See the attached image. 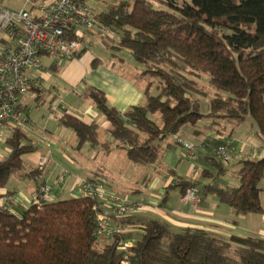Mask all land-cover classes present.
Returning a JSON list of instances; mask_svg holds the SVG:
<instances>
[{"label": "trees", "instance_id": "1", "mask_svg": "<svg viewBox=\"0 0 264 264\" xmlns=\"http://www.w3.org/2000/svg\"><path fill=\"white\" fill-rule=\"evenodd\" d=\"M94 17L103 29L118 36L111 47L129 51L141 67V77L158 80L159 93H150V81L145 103L121 112L108 103L102 90L89 87L88 96L110 123L107 131L114 143L101 141L97 122L87 123L63 110L61 124L75 132L77 148L89 143L109 153L115 147L125 150L135 164H154L169 138L183 148L175 136L187 141L179 132L203 116L213 119L211 127L252 118L264 139V0H118ZM96 61L93 59L92 66ZM202 75L224 93L216 92L206 113L201 111L199 98L206 92L196 79ZM4 143L9 153L0 156V189L13 176L35 177L43 171L39 167L23 170L24 155L33 153L36 146L22 127H15ZM189 143L197 147V157L192 159L197 160L201 144ZM227 143L232 148L226 138L216 141L213 153L206 156L216 170L205 167L201 176L210 182L176 175L174 186L180 188L183 198L188 189L195 188L199 203L214 194L237 215L262 214L264 156L239 160V184L224 185L221 175L227 172L226 162L214 152ZM1 195L0 264H264L263 236L225 238L199 228L174 230L166 220L151 218L141 222L134 239L124 230L99 237V200L94 196L34 199L27 208L16 211L6 201L1 204ZM135 214L118 221L123 226L132 224ZM121 238L132 244L126 251L119 249Z\"/></svg>", "mask_w": 264, "mask_h": 264}, {"label": "crops", "instance_id": "2", "mask_svg": "<svg viewBox=\"0 0 264 264\" xmlns=\"http://www.w3.org/2000/svg\"><path fill=\"white\" fill-rule=\"evenodd\" d=\"M97 35L96 32L92 33L89 38L92 43L89 47L77 57L68 59L87 58L86 73L88 77L90 76L89 83L85 84L87 92H80L79 97L71 101L73 103L71 107L76 110L75 115L87 123L97 122L99 124L101 141L107 140L114 143V139L107 131L110 123L88 96L89 87L94 86L102 90L108 103L124 112L133 105L145 103V89L151 80L140 76L141 67L134 63L131 55L129 56L131 65L114 63L110 69L102 65V58L86 55L97 41ZM93 59H97L96 66H92ZM57 69L56 62H51L48 66H44L41 73H37V76H41L43 85L50 80V72ZM80 80L83 81L82 78ZM44 91L38 92L36 97L43 106L34 105L26 95L22 97V103L27 108L28 115L27 123L22 126V129L36 146V150L30 156V162L34 167L30 166L29 170L38 167V162L43 157L47 158V163L40 174L30 177L33 183L21 182V179L28 177L13 176L7 186L0 189L2 203L8 202L16 211L27 208L34 201L42 183L52 188L51 200L77 197L82 195L79 187L84 180L101 177L107 181L109 190L124 196L129 201L140 200L145 204L143 209L131 217L133 223L123 226V230L132 236L131 239L140 233L141 222L151 218L166 220L174 230L190 227L203 229L225 238L232 235L264 237V212L261 215L262 224L259 226V221L250 217L253 216L252 213L237 215L228 205L220 202L214 194L208 195L200 203L195 204L185 200L180 188L174 186L177 183L176 175L185 179H198L203 184L211 181L210 178H203L200 175L205 167H211L215 172L216 169L208 162L206 156L213 153L214 143L221 138L230 141L233 148L232 156L236 153L239 160L252 155L256 156L261 150L257 145L259 135L257 127H253L254 122L250 119L241 124L223 122L221 127H211L209 123H202V119L195 125H187L179 134L189 142L201 144L197 162L183 159L182 148L173 145V138H169L167 143L171 145L167 146V143H164L160 157L154 163L157 168L151 169L158 173L152 174L151 170L147 169V165H138L139 167L135 169L133 165L135 163L127 158L126 151L123 149L114 147L111 152L106 153L100 145L93 147L89 143L77 148L75 132L61 124L60 116L63 110L60 111V107H54L51 102L46 103L45 98L42 97ZM60 105H64V110H67V105L62 99ZM246 122L251 125V133L248 134L245 128H241ZM8 153L1 150L0 156H6ZM89 157L92 158L91 161ZM239 167V162L235 171L227 167L225 174L233 172L234 180L238 181L236 174ZM222 181L225 183L223 179ZM235 183L226 185L239 184V182ZM141 186L145 187V191ZM262 187L264 189V186ZM133 193L139 194L135 196ZM262 199L264 204V190ZM249 219L250 221L255 220V224H251ZM113 221L115 224L119 223L116 219Z\"/></svg>", "mask_w": 264, "mask_h": 264}, {"label": "built area", "instance_id": "3", "mask_svg": "<svg viewBox=\"0 0 264 264\" xmlns=\"http://www.w3.org/2000/svg\"><path fill=\"white\" fill-rule=\"evenodd\" d=\"M24 5L19 10L8 8L0 0V32L4 33L0 49V151L9 152L4 142L15 127L27 123V108L22 97L31 90L43 91L41 73L45 57L72 59L77 57L92 43L89 39L94 32H104L94 17V9L88 0H22ZM183 156L188 159L197 157L194 144L180 139ZM232 148L223 144L215 149V156L224 162L232 158ZM47 158L38 162L43 170ZM52 188L43 184L35 200H50ZM81 194L91 195L99 200L96 213L99 237L121 234L123 225L115 224L114 219L127 218L144 207L142 201H129L109 190L107 181L86 179L80 187ZM185 200L199 203L198 190L190 188L184 195ZM1 204L2 201H1ZM132 244L120 239L119 249L126 251Z\"/></svg>", "mask_w": 264, "mask_h": 264}, {"label": "rangeland", "instance_id": "4", "mask_svg": "<svg viewBox=\"0 0 264 264\" xmlns=\"http://www.w3.org/2000/svg\"><path fill=\"white\" fill-rule=\"evenodd\" d=\"M154 1V0H153ZM182 1H187L191 2L192 0H182ZM3 4L6 5L8 8H11L13 10H19L23 7L24 2L22 0H2ZM90 6L94 9L95 12L103 11L105 10L108 5L115 3V0H88ZM155 6L158 7L159 3L154 2ZM1 38H7V36L4 33L0 32V39ZM118 39V36L110 31V30H105L104 32L100 33L97 35V41H95V44L91 46V48L87 51L86 55H92L93 57H100L103 60V66L107 67L110 69L112 68V65L116 63L117 65H125L129 66L131 65V61L129 60V56L131 55L129 51L127 50H117L112 48L111 46L116 43ZM2 48V43L0 42V49ZM87 57V56H86ZM128 58V59H127ZM120 59H123V61H120ZM87 58H83L81 60H68L65 58H58V57H45L42 60L43 66H48L51 62H56L58 65V69L56 71H51V78L50 80L43 85L44 92H42V97L45 98L46 103H52L54 107H60V111L64 110L65 106L60 105L61 104V99L64 101V103L67 105V111L76 113V110L74 107H71L73 104L71 101L73 99H77L79 96L80 92H87V84L90 81V76L88 77V74L86 73V63H87ZM135 61V60H133ZM134 63H137L136 61ZM139 65V64H137ZM140 66V65H139ZM82 78L83 81L80 79ZM196 79L199 81V83L204 86L206 95L200 96L199 98L201 99L202 106H201V111L206 113L207 112V105L208 101L212 99L215 95L216 92L224 94L221 91H218L214 89L209 83H208V77L207 75H202L200 78L196 77ZM153 82L152 85L150 86V93L151 94H158L159 89H158V80L157 79H151ZM87 83V84H86ZM86 84V85H85ZM57 87L59 90H56ZM26 96L31 99L33 104H39L40 106H43L41 104L40 100L36 99L38 96V91L36 90H31L29 91ZM158 118V115L156 116ZM251 121L254 122L252 118H249ZM159 121V119H158ZM213 119L208 116H203L202 118V123H209L211 124ZM253 127L256 126V122H254ZM241 128H245L248 133H251V125L250 123L246 122L241 126ZM253 129V128H252ZM258 129V128H257ZM108 138H110V135H108ZM6 144L4 143V146ZM258 147L261 149L260 152L256 155L257 157H263L264 156V139H262L259 136V143H257ZM96 152L93 151V154ZM233 154V153H232ZM179 155V154H178ZM30 156L31 153L25 154L24 159L26 161V166L23 170H29L30 166L34 167L33 164L30 162ZM183 156V155H182ZM184 157V156H183ZM92 158L89 157V160L91 161ZM183 159H186L185 157ZM239 158L238 156L235 155L232 156L231 162L228 163L226 162L225 165L231 170L235 171V168L237 166V163ZM193 161V160H190ZM196 161V160H194ZM197 162V161H196ZM135 169L136 167H139V164H133ZM147 169L150 171L153 168H157L156 164H150L146 166ZM152 167V168H151ZM152 174H157L158 172L151 170ZM234 175L233 172H230L229 174L221 175V179L225 181L223 183L224 185L230 184L233 182H238L234 180ZM201 177V175H200ZM22 183H33L32 178H24L21 179ZM228 182V183H227ZM235 183V184H236ZM264 186V183L262 184ZM143 190L145 191V187L141 186ZM139 193H133V195H137ZM124 197V196H123ZM250 217H253V219H257V222L259 221V226L262 224L261 219H262V214H255L252 213ZM259 219V220H258ZM249 222L251 224H255V220L249 219ZM102 243V242H101ZM103 244V243H102ZM101 244V245H102Z\"/></svg>", "mask_w": 264, "mask_h": 264}]
</instances>
